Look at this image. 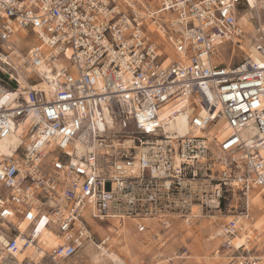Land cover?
I'll use <instances>...</instances> for the list:
<instances>
[{
    "label": "built area",
    "instance_id": "built-area-1",
    "mask_svg": "<svg viewBox=\"0 0 264 264\" xmlns=\"http://www.w3.org/2000/svg\"><path fill=\"white\" fill-rule=\"evenodd\" d=\"M247 9L260 23L249 0H0V140L15 138L0 152V264L28 247L20 264H72L87 241L104 256L125 226L170 264L163 240L192 206L231 212L226 264H260L247 255L259 244L231 243L248 195L264 201V34L262 61L239 50ZM21 29L44 47L19 49ZM183 114L184 134L165 129Z\"/></svg>",
    "mask_w": 264,
    "mask_h": 264
},
{
    "label": "rangeland",
    "instance_id": "rangeland-1",
    "mask_svg": "<svg viewBox=\"0 0 264 264\" xmlns=\"http://www.w3.org/2000/svg\"><path fill=\"white\" fill-rule=\"evenodd\" d=\"M248 12H249L248 13V18H244L242 16V19H243L244 23H242L241 26H243L245 34L250 35L252 31H254V30H256V28H258V26L260 27V23H264V9H263V7H259L260 20H261L260 23H258L256 21L257 19H255L254 12H252L250 10ZM17 32H19V31H17ZM19 38L20 39L13 38V41H14L15 45L21 50H24L26 47L29 46V44H28L29 41H30V45L35 43L34 42L35 38H33L31 35L30 36H26V35L25 36H20L19 35ZM219 50H220V56L222 57V59L227 61L228 60V54H229V51H228L229 50V46H228V44L220 45L219 46ZM241 52H243V51H241ZM116 128L117 127H115V129ZM254 192H252L250 194V201H251V204L253 203V204H256V205L249 208V209H253V210H255V208H257L258 206L259 207L262 206V205L257 203L258 198L261 197V196L258 193H256V192L254 194ZM261 211H253V212L251 211L250 215H251V217L254 218L252 220L257 219L259 217V214H260ZM263 212H264V209H263ZM230 213L231 212L227 211L226 209L222 210L221 213H214V212L211 213V214L207 213L204 216L197 217V219H195L194 222L190 221V225L183 226L182 231H180V227L179 228L175 227L174 229L171 230V235L172 236L170 235L166 239L163 240V241H165V244L161 248V252L165 256L168 255V256H170L172 258V261L170 262V264H176L177 261L185 259L189 255V253L191 254V256H193V255L197 256V258H196L197 263L200 264L199 260H201V262L204 260L203 257H201V256H206L207 255V253H206L207 252V248H204V246H206V247H208V246L204 245L203 242L205 241L204 240L205 237H207V238L209 237L208 236V234H209L208 228L207 227H202V225L204 224L203 221L210 219V215L213 214L212 215V216H214L213 219L217 220L218 221L217 224H218V226H220L221 224H224V222L226 221V216H230ZM90 221H91V224L100 226V228H96V231L98 230L99 234H102V233L108 231L107 227L105 228V229H107V231H106L104 229V224H102V223L100 224L97 220L90 219ZM248 221H251V220H248ZM125 231H126V233H125ZM130 231H131L130 229H128V231H127V226H126V228L122 229V234L119 235V238L124 237V239H122L124 241V243H121L120 245L114 246L112 248L113 252H107V253L104 252L105 256L107 258H109V257H113L114 255H116V257L122 258L124 261L126 260V262H128L129 260L133 261V258H135L134 253L139 254L140 251H141V254H143V253L146 254L145 255V257H146L145 259H147L150 256L154 258L155 254H156V250L160 246L161 243H157V241H154V240L153 241H147L149 243L147 244V242H144L146 244L145 245L146 248H144L145 246H143L141 244L142 241H140L138 239V237L135 238L134 236H131L130 234L127 233V232H130ZM124 233H125V235H124ZM218 237L219 236L216 235L213 238H209V239H212V240H209V242L206 240V242L209 243V246L212 245V244H210L212 242L213 243V248H214L217 245V241H215V239L216 240L219 239ZM252 238H253V240H252ZM142 240L145 241V239H142ZM183 240L187 243V245L184 244ZM257 240L259 241L261 239L258 238L256 235H253V236L250 237V241H251L250 243H254ZM151 242H153V244ZM191 242L193 243V245H188ZM132 246H140L141 249H140V251L133 252L136 248L133 247L132 250H131ZM183 246L187 248V253L183 257H181L180 259L175 258L174 255H172L173 251H179L180 248L183 247ZM149 247H153L152 248L153 250L151 249L149 252H146L147 248H149ZM82 253H78L75 257H78V256H80V257L84 256L85 257V255L82 254ZM216 253H218V252H216Z\"/></svg>",
    "mask_w": 264,
    "mask_h": 264
},
{
    "label": "bare ground",
    "instance_id": "bare-ground-1",
    "mask_svg": "<svg viewBox=\"0 0 264 264\" xmlns=\"http://www.w3.org/2000/svg\"><path fill=\"white\" fill-rule=\"evenodd\" d=\"M249 3H250V5L252 7L256 6V4L253 3V0H249ZM249 10L250 9H247V12L242 15L244 18H248V13H249L248 11ZM239 23H240V21H239ZM18 31L19 32H16V33L13 34V36L10 38V40L13 41V38L20 39L19 35L20 36H25L26 35V31L25 30L21 29V30H18ZM260 31L262 32V34H264V23H260ZM259 36H260L259 34L255 35V30L252 31L250 35L244 33V37H243V39L241 41V45H240V48H239V50L245 52V54H251V56L256 61L257 60L258 61L264 60V58L262 60H259V58L257 57V53L253 52L254 51L253 50V41H254L253 39L255 37H259ZM34 42L37 43L38 46L44 47L36 39H34ZM28 44H29V46H31L30 45V41H29ZM260 57H264V56H260ZM59 64H60L59 62H55V61L52 62V66L53 67L54 66L57 67ZM39 70L40 71H44L45 70V66L39 67ZM36 87H41L43 89H47V86H46V84L44 82H39ZM181 105H183V104L180 102L177 105V107H180ZM165 129L166 130H170V131L176 130L179 134H184L186 129H187V123H186L185 115L183 114V115L177 116L175 122H170L166 126ZM14 143H15V138H13V136H3V138L0 140V152L9 154L11 152L9 147L11 145H13ZM77 149L79 150V147ZM250 194L248 195V200H249L250 207H251ZM254 194H255V192H254ZM257 203L260 204V205H262V204L264 205V201L261 199V197L258 198ZM212 215H210V219L203 221L204 224L202 225V227H207L208 228V232H209L208 236H209V238H213L216 235L220 236V234H222V232H223V230H222L223 229V225L227 222V220L232 218L231 215L230 216H226V221L224 222V224H221L220 226H218V224H217L218 221L214 220L213 219L214 216H212ZM188 216H192L190 218V221L194 222L195 219H197V217L204 216V215H201L199 213L197 206H192L191 213ZM238 220H240V221H242V223H244V227L242 226V230L240 231L241 234L236 236L234 239L231 240V243H234L235 246H238L240 243H245L246 239L249 242H251L250 241V237L251 236H253V235L257 236L258 234H261V233L264 232V212H261L259 214V217L257 219H255V220L248 221L246 218L243 219L241 217H239ZM24 226H25V222H23L20 225V229H23ZM125 227H123V229ZM107 229H108L109 232L113 231V227L112 226H107ZM121 230L122 229L117 230L115 232L116 234H114L115 236H113L112 238H109V242H110L108 244L109 248H111V247L113 248L114 246H117V245H120L121 243H124V241L122 240V239H124V237L119 238V235H121V232H122ZM108 231H107V233H108ZM149 234L150 233L144 234L145 238H148L149 240L156 241V239L152 238ZM40 240L44 241L46 243V245H52V244L55 243L54 237L52 235H50V234H46V232L43 233V235L41 236ZM252 240H253V238H252ZM157 243H158V241H157ZM246 246L249 247V244L247 243ZM157 249H159V247ZM81 252H83V254L88 257V260H89L90 264H103L108 259L105 256V253H104V256H100V253L98 252V250H96V247H95L94 243H92V241H87L86 244L83 246ZM35 253H36V251H33V249L31 247H28L25 250H23L21 253L16 254L15 255V259H12V260L8 259L7 257L4 258L5 256L3 255L4 260H2L1 264H20L21 259L25 255H30V254L35 255ZM216 254H218V253H216ZM40 255H41V252L36 254L35 259L39 258ZM262 263H264V261Z\"/></svg>",
    "mask_w": 264,
    "mask_h": 264
},
{
    "label": "crops",
    "instance_id": "crops-1",
    "mask_svg": "<svg viewBox=\"0 0 264 264\" xmlns=\"http://www.w3.org/2000/svg\"><path fill=\"white\" fill-rule=\"evenodd\" d=\"M256 9H257V14H259V19H260V13H259V7H262V5L260 4V3H257L256 4ZM264 9V8H263ZM247 11H244L243 12V14L244 13H246ZM243 14H240V19H239V21H240V24L242 25V23H244V21H243V19H242V15ZM259 22H261V20H259ZM256 204H251V207L252 206H255ZM258 206V205H257ZM263 209H264V205L262 204V206L261 207H257V208H255V210H253V209H250V212L252 211H261V212H263ZM260 212V213H261ZM192 216H188L187 217V219L186 220H181V221H178V222H176V225L173 227V229L176 227V228H179L180 227V231H182V228H183V226H185V225H190V218H191ZM247 219V218H246ZM252 219H254L253 217H251L250 219L248 218V220H252ZM126 228V227H125ZM121 229H123V228H121ZM128 229H130L131 231L130 232H127L128 234H130L131 236H134L135 238H137L138 237V239L140 240V241H142V245L143 246H145L146 244L144 243V242H147V241H153V240H149L148 238H145V235H138L137 233H134L133 231H132V229L131 228H128ZM128 229H127V231H128ZM247 230V229H246ZM251 230V229H250ZM122 231V230H121ZM125 233H126V231H125ZM125 233H124V235H125ZM103 234H107V232H104V233H102V234H99L100 236H102ZM121 234H122V232H121ZM209 235V234H208ZM260 235V236H259ZM262 236V237H261ZM257 237L258 238H260L261 240H257V241H255L254 243H252V244H259L258 245V248H257V250H252V251H249L248 253H247V255L248 256H250V257H258L259 258V262H260V264H264V263H262L263 261H264V232L263 233H261V234H258L257 235ZM142 239H145V241L144 240H142ZM223 235L222 234H220V236H219V239H215V241H217V245L213 248V243L211 242L210 244H212V245H210L209 246V243H207L206 242V240L209 242V240H212V239H209V237L207 238V237H205V241L203 242V244L204 245H207L208 247H206V246H204V248H207V255L206 256H201V257H203V261L201 262V260H199V263L200 264H226L228 261H229V259H231L233 256V250H231V249H229V250H219L218 251V254H216V252H217V248L219 247V245L223 242ZM183 242H184V244H186L187 245V243L183 240ZM149 242H147V244H148ZM152 244H153V242H151ZM140 244V245H141ZM188 245H193V243L191 242V243H189ZM136 248L133 252H136V251H140V249H141V247L140 246H132L131 247V250H132V248ZM112 248V247H111ZM144 248H146V246L144 247ZM143 248V249H144ZM153 247H149V248H147V251L146 252H149L151 249H152ZM113 250V249H112ZM153 250V249H152ZM206 250V249H205ZM82 250H80L78 253H82L81 252ZM77 253V254H78ZM205 253V252H204ZM76 254V255H77ZM83 254V253H82ZM76 255H74L72 258H71V260H70V262L72 263V264H90L89 263V260H88V257L85 255V257L84 256H78V257H75ZM134 255H135V258H133V261H131V260H129L128 262H129V264H152L153 263V261H154V258L153 257H148L147 259H145L146 257H145V253H143V254H141V251H140V253L139 254H136V253H134ZM195 257V258H194ZM199 257V256H198ZM106 258V257H105ZM119 257H116V255H114L113 257H109L107 260H111V261H116L117 259H118ZM196 258H197V256H195V255H193V256H191V254L189 253V255L185 258V259H182V260H179V261H177L176 262V264H198L197 263V260H196ZM82 259V260H81ZM193 259V260H192ZM106 260V261H107ZM124 261V260H123ZM125 262H126V260H125ZM106 263V262H105ZM105 263H103V264H105Z\"/></svg>",
    "mask_w": 264,
    "mask_h": 264
}]
</instances>
